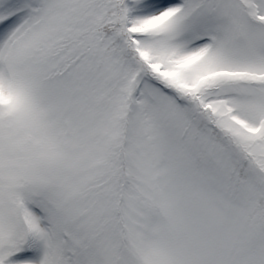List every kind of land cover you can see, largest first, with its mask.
<instances>
[{"label": "snow or ice", "instance_id": "snow-or-ice-1", "mask_svg": "<svg viewBox=\"0 0 264 264\" xmlns=\"http://www.w3.org/2000/svg\"><path fill=\"white\" fill-rule=\"evenodd\" d=\"M0 264H264V0H0Z\"/></svg>", "mask_w": 264, "mask_h": 264}]
</instances>
